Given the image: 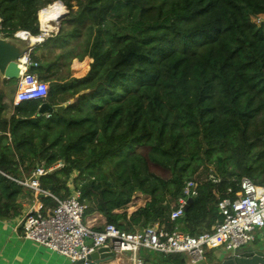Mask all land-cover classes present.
<instances>
[{
    "label": "trees",
    "instance_id": "obj_1",
    "mask_svg": "<svg viewBox=\"0 0 264 264\" xmlns=\"http://www.w3.org/2000/svg\"><path fill=\"white\" fill-rule=\"evenodd\" d=\"M56 1L68 11L59 32L27 54L47 98L14 105L0 94V219L18 217L29 194L8 177L62 163L41 188L65 199L72 186L84 218L99 214L126 233L163 226L196 184L166 229L212 232L218 203L237 196L243 177L264 186V0H0L4 37H40L38 14ZM85 58V76L62 73ZM44 103L52 110L39 114ZM136 194L148 201L128 213ZM139 256L188 264L180 254Z\"/></svg>",
    "mask_w": 264,
    "mask_h": 264
},
{
    "label": "built area",
    "instance_id": "obj_2",
    "mask_svg": "<svg viewBox=\"0 0 264 264\" xmlns=\"http://www.w3.org/2000/svg\"><path fill=\"white\" fill-rule=\"evenodd\" d=\"M2 31L0 19V38H5ZM14 38L31 41L35 46L43 43L46 35L41 34L40 37L33 38L28 31L22 30L14 34ZM17 82L14 105L32 99L44 100L48 96L49 85L29 73L28 57L21 67V76ZM62 166V163L50 168L39 166L27 178H8L30 191L35 201L38 196H43L55 202L54 207L34 203L20 221L19 228L23 238L61 255L70 264L76 262L86 264L88 256L100 248L109 249L117 259L123 253H128L131 264H144L139 256L143 250L164 255H185L188 264H204L207 250L222 248L227 252H235L249 246L254 241L255 230L264 228V186L256 185L243 177L237 196L234 199H223L218 203L217 208L223 221L217 224L212 232L190 236L180 232L176 227L166 229L167 225H172L183 217L187 199L195 195L193 188L196 184H189L184 190V196L177 200L176 207L163 226L155 225L140 232L126 233L112 225L103 224L100 230H94L84 218L86 207L80 202L79 191L70 186V195L65 199H58L41 188L40 178ZM208 180L214 184L220 182L212 170L208 174Z\"/></svg>",
    "mask_w": 264,
    "mask_h": 264
},
{
    "label": "crops",
    "instance_id": "obj_3",
    "mask_svg": "<svg viewBox=\"0 0 264 264\" xmlns=\"http://www.w3.org/2000/svg\"><path fill=\"white\" fill-rule=\"evenodd\" d=\"M4 86L5 89L3 94H5L7 90L5 81ZM13 91L15 93L16 87ZM135 196V198L138 199L143 195L137 194ZM39 198L40 196H38L36 199L37 201H35L29 191V194L26 195L22 201V211L18 217L10 220L0 219V264H70L68 260L61 255L50 251L36 242L23 238L22 231L19 228L20 221L34 203H41L39 202ZM86 221L94 230L101 229L103 224H105V219L99 214L87 217ZM254 236V241L249 246L259 247L264 244V228L255 230ZM209 251L212 252L214 250ZM222 252L223 251L216 252L214 255ZM206 262L205 259V263ZM109 264H131L130 255L128 253H123L118 259L114 258Z\"/></svg>",
    "mask_w": 264,
    "mask_h": 264
},
{
    "label": "water",
    "instance_id": "obj_4",
    "mask_svg": "<svg viewBox=\"0 0 264 264\" xmlns=\"http://www.w3.org/2000/svg\"><path fill=\"white\" fill-rule=\"evenodd\" d=\"M33 47L34 44L31 41L27 42L15 38H0V94L5 89L4 81H18L20 79L21 67L26 62L27 54ZM51 110V107L44 103L39 110V114L48 113ZM40 198H43V196H40ZM191 202V198L187 199L186 207ZM113 259V253L109 249L100 248L88 256L86 264H109ZM75 264L84 263L76 262ZM204 264H264V244L259 247H242L235 252L223 251L220 254L213 255V259Z\"/></svg>",
    "mask_w": 264,
    "mask_h": 264
},
{
    "label": "rangeland",
    "instance_id": "obj_5",
    "mask_svg": "<svg viewBox=\"0 0 264 264\" xmlns=\"http://www.w3.org/2000/svg\"><path fill=\"white\" fill-rule=\"evenodd\" d=\"M54 3H59V4L62 5V7L64 8V14L60 17L61 19L59 21L50 23L52 25V27H53L52 30L44 31V30H42L41 25H40V31L42 32V34L46 35V38L50 37L51 34H56L58 32L60 21L68 14V11L66 10L65 6L60 1H56ZM54 3H52L51 5H53ZM51 5L47 6V8H49ZM47 8H45V9H47ZM45 9H43V10H45ZM38 21H39V19H38ZM54 27H56V29ZM75 62L81 63V64L86 63L87 64V71L84 74L79 75L80 72H76L73 69L74 68L73 65L75 64ZM91 62L92 61L90 59H88V58H85L82 62H79L78 60H73L71 62V64H70V67H69L68 71L67 70H63L62 73L65 76L69 75L71 78L72 77L73 78H81V77H83V76H85L87 74V72L89 70V65H90ZM17 83H16V81H12L11 83L7 84V90H6L5 94L8 95L9 97L12 96L13 99H14V95H15L13 90L15 89V87H17ZM156 172L164 180H168L170 178V176H171L170 170L167 169V168H159V169L156 170ZM135 197L136 196L133 197L131 203L129 204L128 213H132L136 209H138L140 207H143L145 205V203L148 201V197H145V196H140L138 199L135 198ZM221 251H224V250L223 249H219V250L217 249V250L212 251V253L209 255V257L207 259H210L211 255H214L216 252H221Z\"/></svg>",
    "mask_w": 264,
    "mask_h": 264
},
{
    "label": "bare ground",
    "instance_id": "obj_6",
    "mask_svg": "<svg viewBox=\"0 0 264 264\" xmlns=\"http://www.w3.org/2000/svg\"><path fill=\"white\" fill-rule=\"evenodd\" d=\"M63 14H64V8L59 3H54L49 8L40 11L38 14V19L42 30L44 31L52 30L53 27L50 23L56 22ZM54 28L56 29V27ZM73 66L74 68L73 67L72 68L74 69V71L80 72L79 75H82L87 71L86 63L81 64L75 62Z\"/></svg>",
    "mask_w": 264,
    "mask_h": 264
}]
</instances>
